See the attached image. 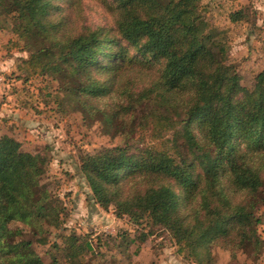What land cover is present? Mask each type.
Wrapping results in <instances>:
<instances>
[{"label": "trees", "instance_id": "1", "mask_svg": "<svg viewBox=\"0 0 264 264\" xmlns=\"http://www.w3.org/2000/svg\"><path fill=\"white\" fill-rule=\"evenodd\" d=\"M63 1L72 7L76 0H0V28L11 16L26 40L24 79L54 74L71 98L113 118L125 75L151 69L155 79L143 95L173 106L195 157L178 163L161 151L120 146L85 153L79 167L94 202L113 205L116 217L134 223L147 217L198 264H214L215 245L248 248L251 227L260 222L256 206L264 204V70L249 87L240 83L201 0H102L112 25L83 30L68 27ZM242 15L233 11L229 20ZM108 94V108L95 105ZM46 167V157L0 135V264H45L32 239L12 227L28 225L35 235L59 224L58 199L41 183ZM54 247L63 264H81L92 244L72 234Z\"/></svg>", "mask_w": 264, "mask_h": 264}, {"label": "rangeland", "instance_id": "2", "mask_svg": "<svg viewBox=\"0 0 264 264\" xmlns=\"http://www.w3.org/2000/svg\"><path fill=\"white\" fill-rule=\"evenodd\" d=\"M62 6L69 28L112 25L113 16L102 0H76L72 7L63 1ZM201 7L210 26L221 32L228 46L227 62L235 67L240 83L249 87L255 75L264 70V0H201ZM237 10L242 18L231 22L229 14ZM2 19L7 27L0 28V135L16 140L23 151L46 157L41 183L58 199L60 220L57 225L42 226L35 235L25 224L15 223L12 229H23L45 264L54 257L58 264L65 262L54 244L62 246L63 237L72 234L92 244L81 264H198L180 251L166 229L153 226L147 217L134 223L127 215L116 217L113 205L104 209L96 204L79 167L85 153L116 146L136 154L161 151L178 163L194 160V154L183 144L181 118L173 106L143 95L156 73L151 69L127 73L118 88L119 105H113L117 114L108 118V112H95L89 101L81 104L71 98L67 86L54 74L24 79L22 68L28 53L21 47L26 40L13 26L11 16ZM110 100L108 94L95 105L108 108L105 105ZM261 177L264 191V166ZM240 198L237 194L236 199ZM256 207L260 222L251 227L248 248L231 251L215 245L214 264H264V204Z\"/></svg>", "mask_w": 264, "mask_h": 264}]
</instances>
